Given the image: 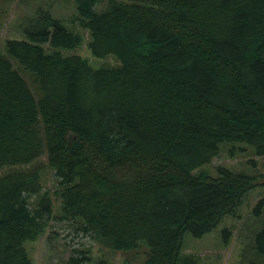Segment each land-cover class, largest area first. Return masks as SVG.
<instances>
[{
	"label": "trees",
	"instance_id": "trees-1",
	"mask_svg": "<svg viewBox=\"0 0 264 264\" xmlns=\"http://www.w3.org/2000/svg\"><path fill=\"white\" fill-rule=\"evenodd\" d=\"M73 2L70 20L38 7L0 49V264H35L24 242L55 199L91 240L145 246L140 264H210L182 236L235 215L256 185L202 166L224 143L264 153V0ZM84 33L93 57L115 62L76 52ZM253 234L246 264H264V217ZM89 252L63 264H110Z\"/></svg>",
	"mask_w": 264,
	"mask_h": 264
},
{
	"label": "rangeland",
	"instance_id": "rangeland-1",
	"mask_svg": "<svg viewBox=\"0 0 264 264\" xmlns=\"http://www.w3.org/2000/svg\"><path fill=\"white\" fill-rule=\"evenodd\" d=\"M74 0H9L5 14L0 17V49L3 40L9 37H23V27L27 18L38 7L48 8L52 15L70 20L76 12ZM66 23H68L66 21ZM76 24L78 25L77 21ZM75 25V22L73 23ZM76 25V27H77ZM87 33H84L82 45L76 52L86 55L90 64L107 61L115 62L112 57H93L87 48ZM220 152L203 165L208 173L216 175V167L224 165L228 170L253 176L256 185L249 189L236 207L235 215L224 216L211 231L194 237L186 232L182 237L183 252L193 253L200 261L210 264H246L252 256L251 240L264 217V153L255 154L248 145L228 143L220 146ZM53 170L43 171L44 188L52 189L56 182ZM58 200L53 204V214L45 231L35 240L25 241L29 256L35 264H63L73 247H88L93 260L104 258L110 264H140L145 254V246L131 250H118L105 247L91 240L88 235L74 229L67 220L56 217L59 213ZM225 229V230H224Z\"/></svg>",
	"mask_w": 264,
	"mask_h": 264
}]
</instances>
